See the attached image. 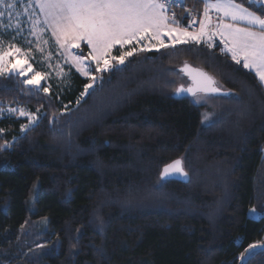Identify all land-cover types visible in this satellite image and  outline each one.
Returning <instances> with one entry per match:
<instances>
[{
  "label": "trees",
  "instance_id": "trees-1",
  "mask_svg": "<svg viewBox=\"0 0 264 264\" xmlns=\"http://www.w3.org/2000/svg\"><path fill=\"white\" fill-rule=\"evenodd\" d=\"M208 1L185 4L202 12ZM185 63L232 93L177 96ZM88 82L72 68L45 93L0 76V102L43 112L25 131L27 118L0 117V264H239L264 241V218L249 213L264 209V84L253 70L220 41H193L134 53L81 98ZM178 158L189 181L161 177ZM245 264H264V250Z\"/></svg>",
  "mask_w": 264,
  "mask_h": 264
},
{
  "label": "snow or ice",
  "instance_id": "snow-or-ice-1",
  "mask_svg": "<svg viewBox=\"0 0 264 264\" xmlns=\"http://www.w3.org/2000/svg\"><path fill=\"white\" fill-rule=\"evenodd\" d=\"M37 8L39 15L31 19V34L39 39V33L43 30H51L52 35L60 46L76 48L80 47V41H85L89 51L87 57L73 56L72 61L78 70L88 77L89 82L84 84V91L81 98L90 95V91H95L97 87H102L104 74L119 70V65H123L128 57L136 52L148 50V45L144 47L133 46L131 50L124 51L126 45H141L145 41L155 40L161 47H167L162 39L165 35L179 33L173 37L174 43L184 42L188 37L199 42L207 35L208 13L214 9L221 13V20H228V23H218L217 31L214 34L225 38L227 50L231 53L232 59L237 63L243 62V67L254 70L259 81L264 83V0H248L251 6L260 7L253 11L244 4L237 3L236 0H215L206 2L204 6L205 21L201 22L199 32L189 33L186 29L175 27L179 21L175 13L169 15L171 6L181 2V0H29ZM13 3L5 4V0H0V7L11 9ZM4 15L0 11V17ZM41 18L45 29L40 28ZM194 23V22H193ZM211 35L208 41L211 43ZM119 45L121 53L113 56V49ZM155 47V44H151ZM20 53L19 48L9 44L7 50L0 43V76L17 73L26 76L31 71V64H22L15 61V57ZM89 62H94V67H89ZM115 62V63H113ZM183 71H187L191 76L193 85L185 88L183 85L175 89L177 94L191 93L193 97L199 98L201 93H217L221 89L216 86L217 82L207 73L200 69H192L187 63ZM25 83L41 87V73L34 72ZM47 93V87L42 88ZM77 104L80 103L78 99ZM2 111V110H0ZM11 112L18 111L10 109ZM21 116H31L32 121L36 117L31 113L19 110ZM205 120L208 116L205 115ZM26 129L28 125H22ZM0 129V132H3ZM8 146L7 141L0 144V149ZM183 161L174 160L167 164L161 171V177H168L171 174H181L187 176L182 167ZM253 216L264 218V209L257 210L255 207L249 209ZM257 248L264 249V241H257L249 244L244 252L237 257L241 264H245L254 254ZM247 253V255H245Z\"/></svg>",
  "mask_w": 264,
  "mask_h": 264
},
{
  "label": "rangeland",
  "instance_id": "rangeland-1",
  "mask_svg": "<svg viewBox=\"0 0 264 264\" xmlns=\"http://www.w3.org/2000/svg\"><path fill=\"white\" fill-rule=\"evenodd\" d=\"M13 2L15 6L11 9L0 7V11L4 12V15L0 17V43L4 45L5 50H7V46L9 44L14 45L15 48L20 49V53L16 55L14 62L31 64V71L28 72L26 76H21L26 80L27 78H30L34 72L41 73V87H47L49 89V92L51 89L58 90L66 84H69L71 80L72 68L81 73L75 63L72 61V57L80 55L87 57V53H84V43L86 42L80 41L79 48H76L75 46H60L57 44L55 39H52L50 37V29L41 31L39 33V39H37L34 35L31 34L30 17L32 19H35L39 15L38 9L33 3H30L29 0H5V4ZM39 26L41 29H45L42 18ZM178 26H180V23L178 24ZM178 28L182 29L181 26ZM187 32L196 33L198 31ZM178 35L179 33H173L172 36L168 37V39L163 37L162 39L164 40L165 45H174L175 43L173 42V37ZM184 42H193V40L185 37ZM151 44H155L156 46L151 47ZM145 45H148V49L162 48L159 44H157V42L147 43V41H145L139 47H144ZM132 47L133 46H131V48ZM115 48L112 51V55L119 56L121 52L116 53ZM131 48L124 46L123 50L127 51L131 50ZM89 67H94V62H89ZM217 84L222 87V85L218 81ZM182 85L187 86V84ZM207 95V93H201L199 94V98L194 97V99L197 103H201L206 100ZM10 109H17L18 111L11 112L9 111ZM21 109L34 115L36 117V120L32 121L31 116H21L19 112V110ZM0 110H2L0 111V117L16 115L27 118L28 122L25 125H28V127L26 129L38 122L43 113L40 108L33 110L28 105L22 102H19L17 104L0 102ZM205 115L208 116V120L204 119L205 122L210 121L211 112L206 109L204 110V117ZM26 129L23 130L25 131Z\"/></svg>",
  "mask_w": 264,
  "mask_h": 264
},
{
  "label": "built area",
  "instance_id": "built-area-1",
  "mask_svg": "<svg viewBox=\"0 0 264 264\" xmlns=\"http://www.w3.org/2000/svg\"><path fill=\"white\" fill-rule=\"evenodd\" d=\"M180 8H185V12L179 17V23L182 29H186L187 31H199L200 29V18L203 16L202 12H197L189 7H186L185 0H181V2L173 4L171 6L169 15L175 13L176 17H178V10ZM217 18L216 11L212 10L208 13V25L207 28L209 30H213L215 27V20ZM194 22V23H193Z\"/></svg>",
  "mask_w": 264,
  "mask_h": 264
},
{
  "label": "water",
  "instance_id": "water-1",
  "mask_svg": "<svg viewBox=\"0 0 264 264\" xmlns=\"http://www.w3.org/2000/svg\"><path fill=\"white\" fill-rule=\"evenodd\" d=\"M186 64V63H185ZM185 64L183 66L180 67L181 71L186 75V77L188 78V80L190 81V84L189 85H183L185 88H188V87H191L193 85V81H192V78L191 76L188 74L187 71H183V69L185 68ZM192 69H200L202 70L203 72L207 73L209 76H211L216 82L217 80L215 79V77L213 75H211L208 71L202 69V68H199V67H196V66H193L192 64L190 63H187ZM181 86V85H180ZM179 86V87H180ZM217 87H219L221 89L220 92H217V93H207V94H213V95H230L232 93V91L230 90H227V89H224L222 87H220L218 84H216ZM177 96H184V95H190L192 96L191 93H181V94H177ZM180 160L183 161L182 158H178ZM172 163V162H171ZM170 164V163H169ZM182 167L184 169V172L187 173V176H184V175H181V174H171L170 176L168 177H163L165 179H169V178H178V179H181V180H185V181H189L190 180V174L188 173V171L185 169L184 167V164H182ZM259 250H264L262 248H257L255 249L254 251H259ZM245 255H247V253H245ZM246 263V262H245ZM239 264H241V261L239 262Z\"/></svg>",
  "mask_w": 264,
  "mask_h": 264
},
{
  "label": "crops",
  "instance_id": "crops-1",
  "mask_svg": "<svg viewBox=\"0 0 264 264\" xmlns=\"http://www.w3.org/2000/svg\"><path fill=\"white\" fill-rule=\"evenodd\" d=\"M208 2H215V0H209ZM237 2V1H236ZM237 3H239V2H237ZM245 6V5H244ZM245 7H247V6H245ZM37 8V7H36ZM38 9V8H37ZM212 10H214V9H210L209 10V12L210 11H212ZM252 10V9H251ZM215 11V10H214ZM254 11V10H253ZM204 13V12H203ZM217 13V12H216ZM221 17H222V14L221 13H217V18H216V20H215V27H214V29L213 30H209L208 28L206 29V31H207V35H205L203 38H202V40H200L199 42H202V41H204V42H208L209 43V41H208V36L209 35H211V37H212V39H211V43H215V42H217V41H220L222 44H223V47H224V49L227 51V52H229L228 50H227V48H228V46H230V41H229V44H227L226 45V43H225V38H222L220 35H217V34H214L216 31H217V29H216V25L218 24V23H221V22H223V23H228V22H230V21H228V20H221ZM205 21V16H204V14H203V16L200 18V22H204ZM175 27H180V26H178V25H176ZM199 32V31H198ZM170 36H172V35H165V36H163V38H166V39H168V37H170ZM50 37L52 38V39H55V37L52 35V33L50 34ZM147 43H148V41H147ZM150 43H156V41L155 40H153V41H151ZM181 43V42H180ZM175 44H177V43H175ZM126 46H135V47H139L140 45H126ZM230 53V52H229ZM231 54V53H230ZM254 71V70H253ZM264 84V83H263Z\"/></svg>",
  "mask_w": 264,
  "mask_h": 264
},
{
  "label": "flooded vegetation",
  "instance_id": "flooded-vegetation-1",
  "mask_svg": "<svg viewBox=\"0 0 264 264\" xmlns=\"http://www.w3.org/2000/svg\"><path fill=\"white\" fill-rule=\"evenodd\" d=\"M189 84H190V82L187 85H189Z\"/></svg>",
  "mask_w": 264,
  "mask_h": 264
}]
</instances>
